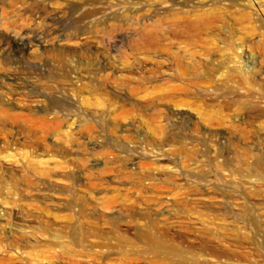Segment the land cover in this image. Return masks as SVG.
Segmentation results:
<instances>
[{"label":"rangeland","instance_id":"rangeland-1","mask_svg":"<svg viewBox=\"0 0 264 264\" xmlns=\"http://www.w3.org/2000/svg\"><path fill=\"white\" fill-rule=\"evenodd\" d=\"M18 1L0 108L58 125L0 116V264H180L147 229L187 264H264V0Z\"/></svg>","mask_w":264,"mask_h":264},{"label":"bare ground","instance_id":"bare-ground-1","mask_svg":"<svg viewBox=\"0 0 264 264\" xmlns=\"http://www.w3.org/2000/svg\"><path fill=\"white\" fill-rule=\"evenodd\" d=\"M18 2H22V0H19ZM38 3V2H37ZM40 4V3H39ZM34 5V4H33ZM32 5V6H33ZM32 8L33 7H31V9L30 8H28L27 10H26V12H28V16H29V18H30V20H31V18H40L41 16H42V14H43V12L45 11L41 6H39L38 4H35V6H34V10H32ZM25 13V12H24ZM213 14V13H212ZM51 15V14H50ZM210 15V14H209ZM212 16V18H214L213 16H216L215 14H213V15H210V16H208V13H207V15H206V13H205V15H203V14H201V15H197V16H195L194 17V19H197L198 21H204V22H208V21H211V17ZM45 17V16H44ZM47 17V16H46ZM176 19V18H175ZM194 19H193V21H194ZM188 20V19H187ZM197 20H195V21H197ZM189 21V20H188ZM191 21V20H190ZM197 21V22H198ZM196 22V23H197ZM202 24V23H201ZM29 29V28H28ZM26 30V29H25ZM37 30V29H36ZM33 31V30H32ZM39 32V31H38ZM32 33V32H31ZM46 33V32H45ZM16 35V34H15ZM43 35H45V34H43ZM15 38V37H14ZM39 39H40V35H39V33H37L35 30H34V33L32 34V35H30V33L29 32H23V33H21L20 35H18V36H16V38L14 39V40H12V43H14L15 44V46L17 47V48H20V49H30L32 46H34V42H38L39 41ZM36 42V43H37ZM235 70V69H234ZM236 71L237 70H235V72L233 71V72H230L227 76L229 77V80H231V82H232V80H236L235 78H236V75L235 74H237L236 73ZM226 76V77H227ZM189 79L191 80L192 78L191 77H189ZM238 80H241L240 78H237ZM187 81H189L188 80V78L186 79ZM237 81V80H236ZM233 82H235V81H233ZM236 83H238V82H236ZM242 83V82H241ZM243 84V83H242ZM22 102V101H21ZM5 104H7V103H5ZM3 105V104H2ZM52 105H60L57 101H55V102H53L52 103ZM22 106V105H21ZM7 108V107H6ZM6 108H0V116L2 117V119H5V120H7V121H12V122H14V123H18V122H36V121H41L42 123H44V122H46L48 125H53L54 127L55 126H57L58 124H57V121H55V119L53 120V119H50L49 118V120L47 119V118H41V117H38L37 116V114L36 113H32V112H30V113H13V112H10L8 109H6ZM22 108V107H21ZM12 109V108H11ZM10 109V110H11ZM34 109V108H33ZM13 110V109H12ZM29 110H30V107H29ZM35 110V109H34ZM33 111V110H32ZM17 112V111H16ZM36 114V115H35ZM208 117H212V115L210 114V115H208V113L206 114ZM0 117V118H1ZM43 117H45V116H43ZM206 117V116H205ZM210 120L212 119V118H209ZM207 120V119H206ZM209 120V121H210ZM213 120V119H212ZM44 121V122H43ZM208 121V120H207ZM46 123H44V124H46ZM21 124V123H20ZM35 124V123H34ZM40 124V123H39ZM36 125H37V123H36ZM22 126V125H21ZM34 126V125H33ZM49 126V127H50ZM53 127V128H54ZM32 128H34V127H32ZM35 130V129H34ZM29 131V130H28ZM52 131V130H51ZM58 131V130H57ZM32 132V131H31ZM30 132V133H31ZM53 132V131H52ZM56 132V131H55ZM151 225H152V223L149 225V228L151 227ZM157 227V226H156ZM102 235H105V234H102ZM101 235V240H103L104 241V243L105 242H107V241H110V239L109 238H111V237H109V235L107 236V235H105V236H102ZM107 236V237H106ZM99 237V236H98ZM103 238V239H102ZM115 238V237H114ZM129 237H126V236H124V235H118L117 237H116V240L119 242V243H126V244H128V243H131L132 242V240H130V239H128ZM174 238V237H173ZM139 240H141V241H143V242H145V243H147V244H150V245H155L156 247H158V248H160V249H166L168 252H172V253H176L178 256H179V260H177L180 264H187V263H185V261L183 260L184 259V255H182L183 253L179 250V249H176L175 247H173V245L172 244H168V241L169 240H166V239H163L162 238V235L160 234V233H157V232H153L151 229H147V230H145V231H142V232H140L139 233ZM113 241V240H112ZM116 241V242H117ZM111 242V241H110ZM189 244V243H188ZM235 244V243H234ZM177 247V246H176ZM210 247V246H209ZM209 252H212V253H219V252H221V251H218L217 249H216V247H210L209 248ZM218 254H216V256H217ZM241 257H243V256H241ZM241 261H243L242 259H238V263H240L241 264ZM246 261H248V262H251V260L249 261V260H246ZM245 261V262H246ZM254 262V261H253ZM171 263H172V261H171ZM247 264V263H246ZM249 264H251V263H249ZM255 264V263H254Z\"/></svg>","mask_w":264,"mask_h":264}]
</instances>
